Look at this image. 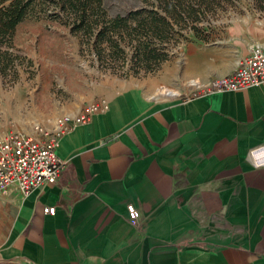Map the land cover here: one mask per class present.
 Segmentation results:
<instances>
[{
	"label": "crops",
	"instance_id": "obj_1",
	"mask_svg": "<svg viewBox=\"0 0 264 264\" xmlns=\"http://www.w3.org/2000/svg\"><path fill=\"white\" fill-rule=\"evenodd\" d=\"M248 32L241 53L196 61L189 95L155 76L102 82L109 108L60 139L58 183L0 194V264H264V170L246 161L264 144V83L195 92L264 46V20Z\"/></svg>",
	"mask_w": 264,
	"mask_h": 264
},
{
	"label": "rangeland",
	"instance_id": "obj_2",
	"mask_svg": "<svg viewBox=\"0 0 264 264\" xmlns=\"http://www.w3.org/2000/svg\"><path fill=\"white\" fill-rule=\"evenodd\" d=\"M238 3L199 24L209 35L206 41L197 39L193 32L186 33L185 39L172 46L170 61L158 72L140 77L126 78L121 76L123 73L100 67L95 56L85 51L80 36L69 27L41 19L22 22L11 40L0 39V133H33L38 126L51 133L62 115L77 113L93 101H101L96 98L98 86L110 78L155 76L165 82L168 78L175 85H165L169 94L189 95L197 89L188 74L196 61L199 64L213 53L224 58L241 53L250 25L264 20V14L254 8L251 0ZM143 6L142 0L104 2L109 17L127 15ZM226 64L218 60L219 66ZM12 220L11 212L7 214L0 208V240Z\"/></svg>",
	"mask_w": 264,
	"mask_h": 264
},
{
	"label": "trees",
	"instance_id": "obj_3",
	"mask_svg": "<svg viewBox=\"0 0 264 264\" xmlns=\"http://www.w3.org/2000/svg\"><path fill=\"white\" fill-rule=\"evenodd\" d=\"M105 1L0 0V39L11 40L28 19L57 22L80 36L85 51L103 69L140 77L158 72L170 61L172 46L186 33L206 41L209 35L199 24L242 0H142V8L116 17H109ZM251 2L264 14V0Z\"/></svg>",
	"mask_w": 264,
	"mask_h": 264
},
{
	"label": "built area",
	"instance_id": "obj_4",
	"mask_svg": "<svg viewBox=\"0 0 264 264\" xmlns=\"http://www.w3.org/2000/svg\"><path fill=\"white\" fill-rule=\"evenodd\" d=\"M264 83V46H253L229 75L213 80L195 92L242 91ZM105 100L88 104L78 115L61 116L51 133L40 126L33 133L12 130L0 133V194L14 191L28 197L38 188L54 185L61 179L66 165L58 155L60 139L74 127L88 124L95 115L107 111ZM261 144L252 149L261 148ZM129 220L136 222L140 213L128 207ZM50 214L55 208L47 209Z\"/></svg>",
	"mask_w": 264,
	"mask_h": 264
},
{
	"label": "clouds",
	"instance_id": "obj_5",
	"mask_svg": "<svg viewBox=\"0 0 264 264\" xmlns=\"http://www.w3.org/2000/svg\"><path fill=\"white\" fill-rule=\"evenodd\" d=\"M246 161L256 170H264V146L257 149H250Z\"/></svg>",
	"mask_w": 264,
	"mask_h": 264
},
{
	"label": "bare ground",
	"instance_id": "obj_6",
	"mask_svg": "<svg viewBox=\"0 0 264 264\" xmlns=\"http://www.w3.org/2000/svg\"><path fill=\"white\" fill-rule=\"evenodd\" d=\"M168 96H173L172 94H169Z\"/></svg>",
	"mask_w": 264,
	"mask_h": 264
}]
</instances>
